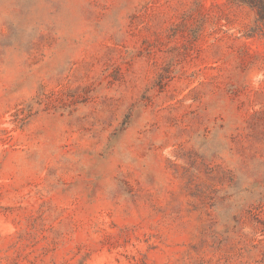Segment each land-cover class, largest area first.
Wrapping results in <instances>:
<instances>
[{
	"label": "rangeland",
	"instance_id": "1",
	"mask_svg": "<svg viewBox=\"0 0 264 264\" xmlns=\"http://www.w3.org/2000/svg\"><path fill=\"white\" fill-rule=\"evenodd\" d=\"M0 264H264L254 7L0 0Z\"/></svg>",
	"mask_w": 264,
	"mask_h": 264
},
{
	"label": "trees",
	"instance_id": "2",
	"mask_svg": "<svg viewBox=\"0 0 264 264\" xmlns=\"http://www.w3.org/2000/svg\"><path fill=\"white\" fill-rule=\"evenodd\" d=\"M255 8L258 18L264 22V0H240Z\"/></svg>",
	"mask_w": 264,
	"mask_h": 264
}]
</instances>
